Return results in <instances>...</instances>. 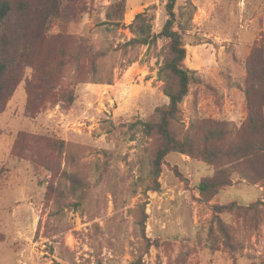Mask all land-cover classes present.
<instances>
[{"label":"rangeland","instance_id":"rangeland-1","mask_svg":"<svg viewBox=\"0 0 264 264\" xmlns=\"http://www.w3.org/2000/svg\"><path fill=\"white\" fill-rule=\"evenodd\" d=\"M115 1L63 0L66 18L49 28L52 52L58 36L69 34L104 52L86 74L89 81L52 74L46 76L52 88L31 95L20 82L0 112V264H129L139 254L140 264H264V184L233 176L204 201L197 184L216 166L171 152L158 189L147 190L152 139L129 123L148 119L167 101L158 74L163 40L133 48L125 42L137 12L152 17V32L160 29L166 0H125L122 26L105 18ZM198 1L177 3L183 10V63L201 79L190 84L181 103L180 124L185 129L195 115L240 125L248 113L244 89L264 119L256 83L264 71V0ZM200 14L206 16L200 26L190 22ZM62 90L74 94L71 105L60 100ZM28 96L40 103L32 118L24 115ZM22 130L29 138L19 146ZM38 135L89 147L80 154L88 186L79 198L71 195L61 206L46 198L58 182L57 164L54 153L33 143ZM227 204L232 207L215 212V205ZM141 209L143 226L136 223ZM216 217L230 234V247ZM145 239L151 242L146 250Z\"/></svg>","mask_w":264,"mask_h":264},{"label":"trees","instance_id":"trees-1","mask_svg":"<svg viewBox=\"0 0 264 264\" xmlns=\"http://www.w3.org/2000/svg\"><path fill=\"white\" fill-rule=\"evenodd\" d=\"M177 3L178 0L165 1L163 7L166 17L157 32H152V17L146 10L137 12L128 24L132 36L125 42L126 46L133 48L142 45L150 47L158 39L163 40L158 74L162 80L161 90L167 101L156 106L148 119L136 118L129 123L130 128H137L142 135L152 139L151 183L147 190L158 189L157 178L161 165L165 156L171 152L185 154L216 166L211 176L202 178L197 184V190L204 201L223 186L229 185L233 176H239L249 184H264V119L251 106L247 89H244V93L248 113L240 125L227 120L200 119L195 115L191 116L185 129L180 124L181 103L189 92L190 84L201 79L195 70L183 63L186 49L183 25L179 21L183 10ZM125 4V0H116L107 6L105 18L109 23L123 25ZM67 13L63 0H0V112L20 82H24L26 94L31 95L36 88L41 94L49 91L52 86L46 76L52 74L61 77L69 75L76 82L89 81L86 80V74L96 70L97 61L104 53L102 50L80 36L70 34L58 36L59 43L55 52L49 47V28L56 19L66 18ZM191 20L192 16L190 22ZM34 80L36 81L33 82ZM228 81L235 84L229 77ZM256 81L261 104H264L263 70ZM251 82L248 79V83ZM59 94L61 101L72 104L74 94L71 91L62 90ZM39 105L28 96L24 104V115L32 118L38 112ZM28 138L26 131L22 130L18 133L17 143L19 146L23 141L28 143ZM33 143L55 154L58 182L50 184L46 198L58 206L70 199L71 195L77 194L79 198L80 191L88 186L80 154L83 155L89 147L44 135L34 137ZM229 207L232 204L215 205L214 209L215 212H220ZM140 214L141 218H136V223L143 226V209ZM215 219L224 245L230 247V234L219 217ZM145 241L146 250L151 242L148 239ZM140 263L141 254L129 264Z\"/></svg>","mask_w":264,"mask_h":264},{"label":"crops","instance_id":"crops-1","mask_svg":"<svg viewBox=\"0 0 264 264\" xmlns=\"http://www.w3.org/2000/svg\"><path fill=\"white\" fill-rule=\"evenodd\" d=\"M193 2L197 6H199V4H200V2L198 0H193ZM198 10H201V8L198 7ZM204 20H206V16L202 15V14H200V18L199 19H197V20L196 19H192V21L196 23V26H200L204 22Z\"/></svg>","mask_w":264,"mask_h":264}]
</instances>
